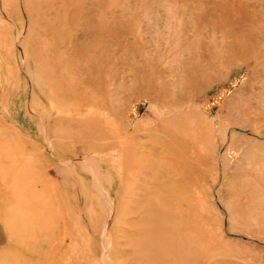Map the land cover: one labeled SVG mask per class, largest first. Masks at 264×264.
I'll list each match as a JSON object with an SVG mask.
<instances>
[{"label": "rangeland", "instance_id": "374dc122", "mask_svg": "<svg viewBox=\"0 0 264 264\" xmlns=\"http://www.w3.org/2000/svg\"><path fill=\"white\" fill-rule=\"evenodd\" d=\"M0 264H264V0H0Z\"/></svg>", "mask_w": 264, "mask_h": 264}]
</instances>
